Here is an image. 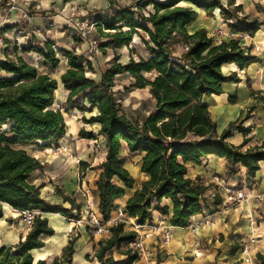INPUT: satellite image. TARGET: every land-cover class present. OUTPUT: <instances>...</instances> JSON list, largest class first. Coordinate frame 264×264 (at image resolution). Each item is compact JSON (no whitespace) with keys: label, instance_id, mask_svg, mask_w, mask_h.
Masks as SVG:
<instances>
[{"label":"trees","instance_id":"obj_1","mask_svg":"<svg viewBox=\"0 0 264 264\" xmlns=\"http://www.w3.org/2000/svg\"><path fill=\"white\" fill-rule=\"evenodd\" d=\"M235 1L225 0L223 4L222 0H137L133 6L116 8H112L115 3L110 2V13L95 15L91 20L102 39L98 44L100 54L105 56L107 50L113 52L98 80L88 75L95 73L91 61L75 52L62 49L55 52L49 42L41 49L21 48L23 53L38 54L42 58L41 65L49 73L58 69L61 62L58 55L66 61L67 70L60 76L63 90L67 92L64 112L88 114L90 117L82 120L84 124L99 127L97 135L79 130L77 137L87 141L101 137L104 143V160L99 165L95 183L98 213L104 222L110 219L115 202L135 184L124 167L120 155L122 145L129 154L140 156L139 172L147 178L124 207L125 214L140 226L150 222L156 212L161 216L171 214L169 225L184 229L192 217L201 214L207 187L197 178L192 181L187 174L191 166H200L208 157L225 161L226 178L234 177L239 168H243L246 183L254 181L259 163H264V142L243 152L251 132L250 127L243 126L248 117L229 123L218 134L202 99L221 95L225 83L239 82L235 73L222 74L223 65L233 64L242 71L258 60L251 55L250 48L244 52L239 38L214 45L204 29L192 35L186 32L197 19V10L204 11L210 19L214 11L219 10L222 20L234 22L229 28L252 37L259 29L258 21L242 15L241 6ZM256 9L264 13L259 6ZM8 11L7 0H2L1 14L4 16ZM135 37L140 40L146 56L137 54L131 47ZM171 42L187 46V51L177 56L176 51L169 48ZM74 43L80 41L74 39ZM123 48L129 52L126 64L121 63L118 53ZM119 76H127L130 82L123 88L124 94L148 90L154 106L140 121H132L123 113L114 91ZM57 89L54 79L38 73L18 56L0 63V219L2 205L17 212L37 211L60 214L71 220L79 218L71 216V212L78 213L80 206L64 196L59 188L56 195L70 204V210L49 207L40 199L44 185H32L29 178L42 166L23 150L14 149L32 145L50 149L65 138L64 116L53 108ZM247 89L253 96L249 83ZM232 132L244 137L240 146L226 143ZM164 199L170 201L171 210L162 205ZM126 228L124 224H115L110 227L109 237L99 240L94 257L100 264H112V259L106 258L112 250L126 257L124 264L137 261L136 251L122 250L137 238L135 232ZM53 235L47 220L37 216L24 241L13 247H0V264H46L44 260L35 262L31 252L44 247L43 237ZM77 237L70 238L61 256L54 258L51 264L72 263ZM255 260L264 264V256L260 254Z\"/></svg>","mask_w":264,"mask_h":264},{"label":"crops","instance_id":"obj_2","mask_svg":"<svg viewBox=\"0 0 264 264\" xmlns=\"http://www.w3.org/2000/svg\"><path fill=\"white\" fill-rule=\"evenodd\" d=\"M110 1L106 0L104 4H101V8L97 12L88 11L82 21H91L95 15L110 13ZM222 2L225 4V0H222ZM72 3L73 0H29L27 7L23 4L18 5L19 9H23L27 13L25 18L19 11L5 13L4 16L0 12V37H6L7 43L13 47L11 50L0 53V63L6 61V59L14 60L18 56L29 66L36 68L37 64L41 65L42 58L34 52L23 53L21 48L41 49L45 42L52 43L55 52L62 49L80 55L82 51H85L87 48L85 45L74 43L76 37H70V30L74 29L68 19L70 16L69 8ZM235 4L241 6L242 15L258 21L259 29L252 37L229 28V24L234 22L222 20L219 10L214 11L211 19L206 18L204 11L197 10V19L186 28V32L188 35H192L197 30L204 29L207 31L208 37L212 38L214 45L228 42L230 38H239V46L244 49V52L247 53V49L250 48L251 55L258 60L257 63L251 64L242 71L233 64L223 65L221 67L222 74L229 76L231 73H235L239 82L225 83L222 85L221 95L202 99V103L208 109L210 119L216 124L218 134L229 123L244 120L246 116L248 117L243 126L245 128L250 127L251 132L247 136V144L242 149L244 152L264 142V13L256 9V6H259L264 10V0H236ZM116 6L120 5H112V8H116ZM52 10L60 11L59 15H52ZM209 22L210 25H208ZM2 29L5 31H2ZM216 34H222L224 37H216ZM77 39L82 42L81 38ZM135 40L139 41L136 37ZM176 44L171 42L169 48L176 51ZM131 47L135 49L137 54H140L132 44ZM122 50L128 52V49L123 48L118 53L121 54ZM111 53L113 57V52ZM140 55L146 56V53ZM58 57L61 59L56 74L58 79L52 78L49 75L52 73L48 74L47 69L41 65L46 70L42 74L49 75L54 79L58 84L57 91L59 90L66 97L67 92L63 90L60 76L67 70V63L60 55ZM247 83H249L250 89L254 93L253 96H250ZM142 91L148 93L147 89ZM95 113L93 112L92 115H95ZM95 127L98 131L99 127ZM2 129L5 130L6 127ZM81 129L75 127L74 134L68 135L71 138L73 151L74 144L94 142L79 140L77 133ZM243 141L244 137L241 134L232 132L226 143L237 147ZM122 147L125 148L126 155L134 159L137 171H139L140 156L129 154L125 145H122ZM14 149L23 150L42 166L41 170H36L31 174L29 183L44 185L40 190V199L47 206H61L66 210L71 209L69 203H65L61 196L56 195V188H59L64 196L72 199L75 205L80 206L79 212L73 210L71 216L75 212V216L78 215L80 218V215L84 213L82 217L85 218L87 197L91 192L94 196L93 209L98 213V195L95 183L100 169L98 165L91 166L89 150L85 152L74 151L75 154H79V163L82 161L79 165L74 160L64 161V159L54 155L44 157L51 148L42 149L37 145H32L27 147L15 146ZM85 155L86 160H83ZM82 164L85 166L83 167ZM187 177L192 181L197 178L201 184L207 187L201 214L192 217L187 228L171 227L172 237L166 246L160 244L161 234L151 236L148 229L144 228L138 237V241L142 243L146 254L139 255L137 261L132 264H258L255 256L257 254L264 256V163H259L256 177L249 184L246 183L243 168H239L234 177L226 178L225 161L215 157L206 158L200 166H191ZM216 177L224 184L230 185L235 192H242L247 199L234 207H229L228 204L223 202V193L214 181ZM146 180L147 178L140 174L139 182L135 181L134 187L126 189L125 195L115 202L110 217L115 215L118 208L124 210L126 201ZM162 205L168 206L171 210L169 200L164 199ZM2 213V219H0V247H13L20 241H24L30 229H27L17 220V211L9 206L2 205ZM170 215L161 216L154 212L152 220L147 222L146 225L156 224L160 220L165 225H169ZM40 217L47 220L48 226L53 230L54 235L43 237L44 247L31 252L35 262L40 260L46 262L49 258L60 257L63 248L67 246L70 240V238L68 239L69 234L74 230L77 233L75 237H78L73 246L75 253L71 264H100L94 257L100 239L90 236L83 225L77 226L68 223L69 221L76 223L79 218L74 217L75 220H71L60 214L49 213H40ZM205 221L209 224L205 225ZM5 224L8 229H6ZM252 239H255L254 244L249 243ZM244 247L248 249V257L242 255ZM35 253L37 254L34 255ZM106 258H111L112 264H124L126 262V257L117 254L115 250L109 252Z\"/></svg>","mask_w":264,"mask_h":264},{"label":"rangeland","instance_id":"obj_3","mask_svg":"<svg viewBox=\"0 0 264 264\" xmlns=\"http://www.w3.org/2000/svg\"><path fill=\"white\" fill-rule=\"evenodd\" d=\"M105 1L106 0H73V3L71 6H74L75 13H74V16L68 17L70 24H72L74 26L73 27L74 29L70 30V37H76V39L80 38L81 35H80V31H79V28L77 25L80 22H83L82 20L88 11L97 12V10H99L101 8V4H104ZM107 1L109 2V0H107ZM136 1L137 0H111L110 2H114L115 5H120V6H133ZM157 1H162V0H157ZM146 10H150V8H147ZM59 12L60 11H53L52 10L51 14L54 16H57V15H59ZM24 14L27 16L26 12H24ZM86 22H88L91 25H89V27H88V34H87L86 38L83 39L81 37L82 42H80V43L85 45L87 48L85 47L86 48L85 51H82L80 55L78 54V56H82V57L92 61L95 73H94V75L93 74H88V75L92 79L98 80L99 75L106 70V68H107L106 66L108 64L107 61L112 58V53L107 50L105 56H102L100 54V52L98 51V44H99V42H101L102 39L100 37H98L96 29H95L96 27L94 26V24H92L91 21H86ZM210 24L211 23L209 22L208 25H210ZM221 36H223V35L222 34H216V37H221ZM1 38L3 39L4 43L6 44V48H5L4 52H6V50L13 49V47H11V45H9V43H7L6 37H1ZM139 41L135 40V38H134V41L132 42V46H134L136 48L138 53L144 54L143 46H142L141 42L139 43ZM181 47H182V44H178V45L176 44V46H175L177 56H180L182 54ZM121 54H122L121 60H120L121 63H123V64L128 63V52L125 50H122ZM36 68H37L38 73H40V74L46 72V70L43 69L40 64H37ZM57 73H58V70L54 74L53 73L49 74V72H48V74L52 78H55V79H58V76L56 75ZM129 85H130V82L126 76L118 77L116 79V85L114 88V91L117 93L116 98L119 100L121 107H122V110H123V113L126 116H128L132 121H140L153 108L154 103L150 99V97L148 96V93L146 91H134L130 94H124L123 88L127 87ZM65 100H66V97L64 96V94L58 90L55 93V103H54L53 108L55 110L61 111V113L64 116V120L66 118L65 124H66V134L67 135L65 136L64 140H62L59 143V145L57 147H51V149L47 151V155L45 154L44 157H47L49 155H54V156L60 157L61 159H64V161L71 159V160H74V162H77L78 158H79L78 157L79 154H77V153L75 154L74 151L79 150L80 152H85L86 150H89V162H91V166L92 165H98L99 166L101 164V162H103L104 154H105L104 143H103L102 138L100 139V137H97L96 141L90 142V143L89 142L88 143H79L78 145L74 144V147H73L74 151L72 150V145H71V140H70L71 138L68 135L74 134L75 127H76V129L82 128L81 130H86V132H92L94 135H97L98 131H97L95 126L84 124V122L82 121L83 119L87 120L90 117V115H82L76 111L71 112L69 114H65L64 108H63ZM67 122L70 124V126L68 125ZM71 126H73V128ZM36 149H38V148H36ZM120 153L124 159L125 169L128 170V172L134 178L135 181L139 182L140 173H138L139 171H137L134 159H132L131 157L126 155L124 147L121 148ZM83 160H86V155L84 156ZM81 162L82 161H80L79 165L81 164ZM89 193L90 194L87 197V201H89L90 203H93L94 202V196H92L91 192H89ZM85 210H86V208H85ZM72 215L75 216L76 213L74 212V213H72ZM82 216H84V213H83V215L82 214L80 215V218L78 221H76V223L71 222L69 220H68L69 221L68 223L69 224L73 223V224H76L77 226L80 224L83 225L84 227H86L89 235L93 237L91 229L89 227H87L85 224V218L86 217L83 218ZM17 220H19V219H17ZM7 225H8V223H7ZM7 225L5 224L6 229H8ZM126 227L128 229V226H126ZM76 234H77L76 231L72 230V232L68 236V239L75 237ZM125 248H130V247L129 246H127V247L123 246L122 250H125ZM36 254L37 253H35L34 255H36ZM52 261H53V259L49 258L46 260V264H51Z\"/></svg>","mask_w":264,"mask_h":264},{"label":"built area","instance_id":"obj_4","mask_svg":"<svg viewBox=\"0 0 264 264\" xmlns=\"http://www.w3.org/2000/svg\"><path fill=\"white\" fill-rule=\"evenodd\" d=\"M29 0H7V4L9 5V11H19L22 16L25 18L26 15L24 14L25 11L23 9H19V4H23L27 6ZM70 16H74L75 8L74 6H71L69 8ZM88 22H80L77 26L80 31V38L83 39L86 38L88 34ZM6 48V44L4 43L3 39L0 37V53L4 52ZM182 53L187 51V46L182 45L181 47ZM76 164H79V161L76 162ZM215 183L218 185L220 190L223 193L224 199L223 202L228 204L229 207H234L241 202L245 201L247 197L242 192H235L230 185L224 184L223 181L219 180L217 177L214 179ZM85 195V194H84ZM93 203H90L89 201L86 204V218H85V224L87 227H89L92 231V235L94 238L98 239H106L110 235V227L115 224H124L125 226H128L129 231L135 232L137 234V238L129 244V247L136 251L138 256L146 254L145 249L143 248L142 243L138 241V237L141 235V232L144 228H147L149 231V234L152 236L154 234H161V242L160 244L162 246L168 245V243L171 240V226L165 225L162 220L157 222L156 224L152 225H143L140 226L135 223V220L129 218L123 209L118 208L115 212V215L113 217H110V219L106 222H104L94 209H93ZM18 213V219L19 221L27 228L30 229L33 225L34 219L40 215L37 211H22L17 212ZM205 225H208L209 223L207 221L204 222ZM147 236V235H146ZM255 239H252L249 241L250 244H254ZM242 255H245L248 257V249L247 247H244L242 250Z\"/></svg>","mask_w":264,"mask_h":264},{"label":"bare ground","instance_id":"obj_5","mask_svg":"<svg viewBox=\"0 0 264 264\" xmlns=\"http://www.w3.org/2000/svg\"><path fill=\"white\" fill-rule=\"evenodd\" d=\"M59 95V94H58ZM65 120H66V118H65ZM68 123V122H67ZM68 125L70 126V124L68 123ZM95 126V125H94ZM97 126V125H96ZM72 128H73V126H71ZM71 131V130H70Z\"/></svg>","mask_w":264,"mask_h":264}]
</instances>
